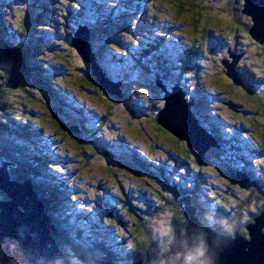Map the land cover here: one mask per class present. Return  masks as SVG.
Returning <instances> with one entry per match:
<instances>
[{"label": "trees", "instance_id": "trees-1", "mask_svg": "<svg viewBox=\"0 0 264 264\" xmlns=\"http://www.w3.org/2000/svg\"><path fill=\"white\" fill-rule=\"evenodd\" d=\"M34 1V4H30V0L23 1L24 5L21 7L19 6L18 12H23L25 18H20V22L14 24L15 27H18V33L24 39V43H15L13 41V35L10 34L6 28V18L5 21L1 18L2 12L0 9V50L5 44L11 47H20L25 53L27 61V69L21 84L14 89H9L5 86L0 88V160L4 158L14 166L10 168L12 180L18 182H23L25 180L31 181L34 191L43 202L45 211L50 216L52 224L56 228V232H53V236L60 248V252L67 259L68 264H94L95 260L110 262L111 264H134L140 261L144 262L146 260L147 250L152 242L159 244L162 252L167 253L170 250V243L174 238L176 229L185 233L189 224V220L184 216V203L181 200L185 196L191 197L192 205L197 209L196 216L203 225V227L198 228L192 235L193 245L188 256L189 262L198 263L200 257L207 250L206 229L219 231L225 235L233 236L238 233L242 237H248L246 226L254 222V219L264 211V166L261 165L264 161V121L258 122L255 118L246 120L247 124L243 123L244 125L246 124L245 127L249 130L251 135H253L252 133L257 134L259 140L256 144V148L246 143V141L240 137L234 135L228 137L221 123H218V120L225 122L222 117V112L229 109L226 104L227 102H232L239 106L241 105L240 102L233 99V93L236 92H242L249 99L259 103L260 111H251L249 114L256 116L262 115L264 117V97L261 98L259 96L260 93L256 92L250 84L252 82H249V80L247 82L244 81L242 69L237 67L239 77L238 84L230 78L231 80L227 89L220 77V72L226 74V68L223 62H230L231 53L237 54V51H241V54L238 53L242 55L241 60H249L248 48L255 46L257 49H262V47H264V44H258L250 35L253 23L251 18L244 13L245 0H185L186 4H188L189 8L192 10L193 15H187L186 12L190 11V9L186 10L184 7V0H166L170 3L176 2V20L187 18L191 24L193 21L198 22L200 18L206 17V25L200 38L203 42V46L199 47L197 41L194 39L193 44L185 51L179 52L177 56L170 55V57H166L162 54L161 47L164 45L162 41H165V38L162 37L152 39L151 42L145 43L144 47L139 46L137 49L138 53L136 54H133L129 47L125 49L123 47V40L127 41L130 39V41H128L130 47L135 44L138 41V35H144L143 29H146V26L149 25L146 23L147 21H144V23L141 22L143 25L141 26L139 22L140 19L137 20L138 18H136V20H134L133 18L136 12L141 10L142 14L145 13L144 15L148 16L149 12L153 11L151 8H155L159 0H120L126 2L127 5L126 10L121 13L117 12L116 6L107 7L106 4L100 3L98 0H54L56 4L53 5V7L49 5V1L51 0ZM129 4L133 6L130 7ZM33 6L38 8L36 12L38 20H36L39 21L40 24L42 23V19L45 18L51 20L59 19L58 28L53 29L51 26L45 25L39 26L37 29L33 28L34 30L32 31L35 35L33 38H29L28 26L30 25V21L25 11H30V8L32 9ZM9 15L11 16V14ZM10 16L8 20L12 18V16ZM11 20H13V18ZM73 24L76 27H72ZM80 25L89 28L91 34L90 47L95 54L97 63L110 80L121 84L120 89L122 91V96L119 97L108 93L92 75L90 64L84 60V63L88 65L89 69H85L84 66H82L79 70L78 67H75V70L82 72V78L78 79L82 83V86H85V88L90 85L96 86L120 101L124 100L126 93L132 88H134L133 90L136 92H138V90L143 91V89L147 92L150 91L153 95H157L159 100L151 103L150 113L146 117H148L147 119H149L148 121L151 125L159 129L161 127L158 125L157 119L158 113L164 107V93L156 85L157 80L163 82L164 85L171 90L174 86L182 87L185 93H188H186L187 98L193 100L195 103L192 110L199 120L201 127L206 129L222 154L223 152L231 154L230 156L239 164V166L237 168L235 166L234 169L228 165L230 159L225 160L227 165L224 168L223 175L232 184L249 191H254V195H256L257 198V204L254 210L250 211L246 216L241 211L233 216L230 214L226 205L224 207H217L219 211L225 213L226 217L229 216L231 219L226 220L227 227L221 224L215 226L214 222L205 216V212L207 211L206 204L210 202V197L204 196V198H202L200 192H198L190 182L175 179L172 170H169L168 166L155 165L153 161L143 157L137 150H132L133 152H131L129 156L127 155L130 164L145 174L141 177V172L139 173L136 171L137 169L128 166L124 167L123 170H126L135 177L148 179L146 183L151 187L150 196L152 197L149 204L146 205V210H144L141 205L139 206L136 200L131 199L127 200L125 205H121L122 207L120 210L115 207L112 208L114 211L116 210L118 214L120 213V215L123 214L130 218L127 222L129 225L126 226V230L129 237L133 238L132 243L128 244L127 241H123L121 245V251L123 252L118 253L111 245L107 244V235H104L106 237L105 239L101 238L91 243L84 241L79 231L75 233L74 225L68 223V215L66 217L63 216V213L66 212L65 208L68 210V200L64 197L63 188L56 182V178L48 173V162L45 160V157H41L38 155L37 151H33L29 146L13 138L1 136V129L2 127L4 128V126H9V120L12 119L13 123L19 126L17 129H21L24 135L30 136V132H32L30 125L17 121L18 119L14 114L15 108L13 104L10 103L8 95L20 89L25 90V92L30 95V88H28L27 85L29 84L28 77L32 76L39 81L38 84L46 93L52 105L58 107L60 111L65 114V117L75 125V129L78 130L81 135L94 136L90 125L85 120L80 121V118H78V115L81 116L82 114L81 111H77L73 116L71 110H74V108L67 101L68 97L60 91L62 90L60 81L55 82L48 78L42 80V73H40L39 69L43 67H40V65L35 62L39 60L38 57L40 55H38L37 50L33 55H31V51L29 54L27 51L28 47L26 46L30 41L31 43L33 42V44L47 42L49 48H54L55 50L52 55H55L58 60L63 61L64 65L68 67V65H70L69 60L72 58L73 53H77L72 45V37ZM150 25L152 28L154 27L152 23H150ZM213 28H215V30ZM192 29L193 31L191 34L195 36V34L199 32L196 24L192 26ZM144 33H146V31H144ZM213 34L214 40H212L213 42L210 44L211 48L207 49L205 44H207L209 37H212ZM47 35L52 37L55 35L53 43L50 40L46 41ZM204 48H206V50ZM254 51L255 55L252 56L260 57L263 53L260 50ZM126 52L132 53L133 60L136 61L135 64L138 68H143L145 71L152 73L155 80L147 81L142 79L140 80L141 82L134 83V86L131 87L130 85H128L129 87L124 85L126 81L114 80L106 71V67L108 64L119 63L120 65L124 63V60L119 55H125ZM32 58L36 59L32 61ZM252 61L254 62V60ZM201 62H204L207 66L209 65V69L212 67V70L210 69L211 72L207 73V71L205 72L204 70V75L201 74V67L205 66ZM123 68H119L122 72V74L119 75L120 79L122 80V78L125 77L126 79L128 78L127 80H132V78L135 77V68L134 71L131 70L132 72H128ZM200 74L202 76L207 75L206 81L200 82V84H202L201 86L193 87L189 90V83H186L185 86L187 89L184 88L183 84L186 78H188L187 82H189L193 77H199ZM3 76L4 73L0 71V86L3 84ZM260 77L256 78L253 84L254 82L264 84V77ZM193 80L195 79L193 78ZM206 86L212 87L217 94L222 96L225 95L224 101L216 104L215 108L217 112L214 114L212 113L214 119L209 117L206 112H202L204 106L207 105L206 103L209 102L212 96V92H210V94L207 93L206 90L208 87ZM129 102L132 106L130 112L132 115L136 116L140 113L139 111H142L143 99L133 103L132 99H130ZM27 104H23L22 108L24 107L26 109ZM25 109L24 112L26 111ZM49 111H51L50 114L52 119L48 124H51V126L55 128V133L57 135L71 140L76 146L81 148L84 144H86V146L89 145L85 142V139L76 134L75 129L66 124L61 117L56 114L54 109L49 108ZM234 112L243 113L245 115L247 111L241 106ZM179 141L183 142L182 140ZM183 144L182 153L187 159L184 161L180 159L178 161L179 163L185 164L188 167L195 168L196 166L198 170L208 165L209 159L207 155H205L204 159H200L197 153L185 142H183ZM230 145H232V147H230ZM87 147L91 148L94 153H98L100 158H102V156L104 157V152L108 151L102 150L104 151L102 153L95 150L96 148L93 145ZM238 151H247L249 153L248 156L259 155L261 159L257 160L255 164L252 165V163H248ZM110 152L112 153V151ZM256 166L259 169L258 172L254 171ZM238 173L244 175L245 180L238 179ZM122 197L123 196L120 198ZM7 199L8 197L6 194L0 191V201ZM124 199H127V196L124 195ZM240 205H243V203H240ZM53 210L60 213L58 218L55 217V212ZM64 210L65 212H63ZM144 211H148V215L143 216L142 213ZM71 214L73 215V213ZM163 215H165V217L169 216L168 218H170V220L168 222L167 234L162 237L158 228L161 221L160 218ZM111 222L116 223L112 219ZM228 225H231V229L229 230ZM160 237L163 238L162 241L157 239ZM164 261L165 260L160 256L159 262L164 263ZM58 264L65 263L63 260H60Z\"/></svg>", "mask_w": 264, "mask_h": 264}, {"label": "rangeland", "instance_id": "rangeland-1", "mask_svg": "<svg viewBox=\"0 0 264 264\" xmlns=\"http://www.w3.org/2000/svg\"><path fill=\"white\" fill-rule=\"evenodd\" d=\"M23 1L25 0H0L1 18L3 21H5L6 18V28L8 32L13 35V41L15 43L25 42L18 33V27L16 26V29L14 26V24H18L21 19L25 18L23 12H18L19 6L21 7L24 5ZM98 1L106 4L107 7L116 6V10L119 13L125 11L127 8L126 2L120 0ZM30 2V4H34L35 1L30 0ZM49 2L51 7L56 4L54 0ZM167 2L166 0H159L156 7L151 8L154 12H149L148 16H145V13L142 14L141 10L136 12L133 19H140L139 22L141 26H143L142 23H144V21H147L146 23L149 25L146 26V29H143L144 35H138V41L131 47L130 43H128L130 39L127 41L123 40L124 49L129 47L130 51L136 54L138 53L137 49L139 46L144 47L145 43L151 42L152 39H157L158 37L165 38V41H162L164 45L161 47V51L166 57H170V55H179V52L185 51L193 44L194 39L197 41L199 47L203 46V42L200 38L206 25V17L200 18L198 22L193 21L191 23L192 26L196 24L199 30V32L193 36L191 34L193 29L187 18L176 20V2ZM184 2V7L186 10H189V5L186 4L185 0ZM34 6L32 9L30 8V11H25L30 21V25L28 26L29 38H33L35 35L32 31L34 30L33 28L37 29L42 25L51 26L53 29L58 28L59 19L51 20L45 18L42 19V23L40 24V22L37 21L38 18L36 14L38 8ZM132 6L131 4L130 7ZM186 13L187 15H193L191 9ZM9 14H11L13 20H11L12 18L8 20ZM150 23L153 24V28ZM72 27L76 26L73 24ZM213 29L215 30V28ZM144 31H146V33H144ZM54 37L55 35L53 37L47 35L46 41L50 40L53 43ZM212 40H214V34L212 37H209L207 44H205L207 49L211 48L210 44H212ZM41 43L42 44H33V42L31 43L30 41L26 46L28 47L27 51L29 54L31 51V55H33L37 50L38 55H40L38 57L39 60L35 62L40 65V67H43L39 69L40 73H42V80L48 78L55 82L60 81L62 84V90L60 91L68 97L67 101L74 108V110H71L73 116L77 111H81L82 114L81 116L78 115V118H80V121L85 120L90 125L94 136L81 135L80 132L75 129V125L65 117V114L60 111L58 107L52 105L48 96L38 84L39 81L32 76L28 77L30 85H27V87L30 88V95L23 89L8 95L10 103L13 104L15 108L14 114L18 119L17 121L30 125V129L32 130L30 136L24 135L21 129H17L19 126L15 125L12 119L9 120V126L2 127L1 136L13 138L29 146L33 151H37L38 155L41 157H45V160L48 162V173L56 178V182L63 188L64 197L69 203L68 210L65 208L67 214L64 210L63 212L65 213H63V216L66 217L68 215V223L74 225L75 233L79 231L84 241L94 243L101 238L105 239L106 237L104 235H107V244L111 245L118 253L123 252L121 251L123 241H127L128 244L132 243L133 238L129 237L126 230V226L129 225L127 222L130 218L123 214L120 215L119 213V216H121V223L123 220V222H125V227L123 223L121 225L118 221L113 223L110 219V215L114 214V209L112 208L115 207L120 210L121 205H125L127 200H136L139 206L141 205V207L146 210V205L149 204L152 198L150 196L151 187L146 183L148 179L135 177L126 170H123L124 167L128 166L137 169L136 171L139 173L141 172L138 168L131 165L127 158V155L129 156V154L133 152L132 150H137L139 154L153 161L155 165L168 166L169 170H172L175 179L190 182L193 187L200 192L202 198H204V196L210 197V202L206 204L207 211L205 212V216L214 222L215 226L221 224L227 227L226 220L231 219L229 216L226 217L225 213L219 211L217 207H224L226 205L230 214L233 216L240 211L246 216V214L255 209L257 198L256 195H254V191H249L232 184L223 175L224 168L227 165L225 160L230 159L228 165H230L231 168L233 167L235 169V166L236 168L239 166L234 158L230 156L231 154H226L225 152L222 154L219 148L210 150L206 153L209 163L200 170H198L196 166L195 168L188 167L178 162L180 159H183V161L187 159L182 153L184 141L180 142L169 132L151 125L148 121L149 119H147L148 117H146L150 113L151 103L159 100L157 95H153L150 91L147 92L145 89L136 92L133 90L134 88H132L126 93L124 100L120 101L96 86L90 85L85 88L78 80L83 76L82 72L79 70L82 66H84L85 69H89V67L79 55L76 52V55L73 53L72 58H69L70 65L66 67L63 61L58 60L55 55H52L55 51L54 48L50 49L47 42ZM206 48L204 49L206 50ZM263 48L264 47H262V49H257L255 46L248 48L249 60L242 61L240 59L237 64V67L242 69L244 81L247 82L249 80V82H252L250 84L256 92L260 93L259 96L261 98L264 97V84L255 82L253 84V81L260 76V78L264 77ZM254 50H260L263 53L260 57L252 56L255 55ZM237 52L241 54V51ZM132 53L126 52L125 55H119L124 60V63L120 65L119 63L108 64L106 71L114 80L126 81L124 85H130V87L134 86V83L141 82L140 80L142 79L147 81L155 80L152 73L145 71L143 68H138L135 64L136 61L133 60ZM34 59L36 58H32L31 60L33 61ZM230 59V62L233 63L234 60H232V58ZM252 60H254V62ZM201 63L205 65L201 67V74L204 75V70L205 72L207 71V73L211 72L212 67H210V70L208 67L209 65L207 66L204 62ZM75 67H78L79 70H75ZM119 68H123L128 72H132L131 70L134 71L135 68V77L132 78V80H127L128 78L126 79L123 77L121 80L119 75H121L122 72ZM201 74L199 77H193L195 80L192 78L189 82H187L188 78H186L183 84L184 88L187 89L185 86L186 83H189V90L193 87L201 86L202 84H200V82H204L207 79V75L202 76ZM220 77L227 89L231 79L221 72ZM160 83L166 86L163 82L158 80L156 85L158 86ZM206 87H208L206 90L207 93L210 94V92H212V96L209 102L206 103L207 105L204 106L202 112H206L209 117L213 118L212 113L214 114L217 112L215 108L216 104L222 103L225 95L222 96L217 94L210 86ZM166 88L171 91L167 86ZM181 89L185 92L182 87ZM233 96L234 100L241 103L240 107L242 106L246 109V114L234 112L229 108L226 111L224 110L225 112H222V117L225 122L218 120V123H221L228 137L233 135L240 137L245 140L246 143L256 148L259 138L256 133H252L254 136L251 135L245 126L247 124L246 120L256 118L258 122L264 121L262 115L256 116L249 114L251 111H260L259 103L249 99L242 92L233 93ZM130 99H132V103L142 99L144 101L142 103V111H139L140 113L136 116L130 113L132 110V106L129 102ZM23 104H27L26 109L24 107L22 108ZM49 108L54 109L56 114L61 117L66 124L75 129L76 134L85 139L87 144L93 145L96 148L95 150L102 153L104 152L102 150H108L104 152L105 156L100 158L98 153H94L91 148L87 147L89 145L86 146V144H84V148H81L76 146L71 140L57 135L55 133V128H53L51 124H48L52 119ZM24 109L26 110L25 112ZM243 123L246 124L244 125ZM230 147H232V145H230ZM110 151H112V153ZM238 152L241 153L240 155L244 157L248 163H252V165H254L257 160L261 159L259 155L248 156L249 153L247 151ZM261 165L264 166V161ZM258 170L256 166L254 171L258 172ZM144 174L145 173L141 172V177H143ZM123 194L127 196V199H124ZM116 196L118 198L123 196L124 202H114L112 199L117 201L115 198ZM240 203H243V205H240ZM53 211L55 212V217L58 218L60 213L55 210ZM71 213H73V215ZM148 213V211H144L142 215L146 216ZM163 216L160 218L161 221L158 228L162 237L167 234L168 222L170 220L168 215V217H165V215ZM162 237L157 239L162 241ZM58 261L60 260H57V263Z\"/></svg>", "mask_w": 264, "mask_h": 264}, {"label": "water", "instance_id": "water-1", "mask_svg": "<svg viewBox=\"0 0 264 264\" xmlns=\"http://www.w3.org/2000/svg\"><path fill=\"white\" fill-rule=\"evenodd\" d=\"M244 13L253 23L250 35L258 44L263 45L264 0H245ZM90 39L89 28L80 25L72 37V45L80 58L90 64L92 75L103 88L108 93L121 97V84L111 81L100 69L90 47ZM230 57L234 60L233 63L223 62L226 75L238 84L236 67L242 55L231 53ZM26 69L27 61L22 49L5 44L0 50V71L4 73L0 88L18 87L23 82ZM158 87L164 93V107L158 113V125L184 141L200 159H204L211 149L218 148L194 115V101L187 98L181 87H174L171 91L161 83ZM226 104L233 111L240 107L232 102ZM11 167L14 166L6 159L0 160V191L8 197L7 200L0 201V264H58L57 260L68 264L53 236L56 228L31 181L12 180ZM237 178L245 180L240 173ZM181 200L184 203V216L189 220L185 233L176 229L167 253H163L159 245L152 242L147 250L146 260L134 264H204L208 257L213 258V264H264V211L246 226L248 237H242L238 233L233 236L225 235L206 229L207 250L198 263L189 262L192 235L203 225L196 216L197 209L192 205L191 197L185 196ZM160 256L165 260L164 263L159 262ZM94 264L111 263L95 260Z\"/></svg>", "mask_w": 264, "mask_h": 264}, {"label": "flooded vegetation", "instance_id": "flooded-vegetation-1", "mask_svg": "<svg viewBox=\"0 0 264 264\" xmlns=\"http://www.w3.org/2000/svg\"><path fill=\"white\" fill-rule=\"evenodd\" d=\"M224 124V123H223ZM246 132H247V130H246ZM116 199H117V201H115V199H112V197H111V199L114 201V202H117V203H121V202H124V199H122V198H118L117 196L115 197ZM123 200V201H122ZM116 211V210H115ZM114 211V214L113 215H110V217H111V219L113 220V221H118L119 222V224L121 225L122 223H123V226L125 227V222H123V220H122V223H121V217L119 216V214L118 213H116ZM119 216V217H118Z\"/></svg>", "mask_w": 264, "mask_h": 264}, {"label": "clouds", "instance_id": "clouds-1", "mask_svg": "<svg viewBox=\"0 0 264 264\" xmlns=\"http://www.w3.org/2000/svg\"><path fill=\"white\" fill-rule=\"evenodd\" d=\"M204 264H213V258L212 257H208L205 261Z\"/></svg>", "mask_w": 264, "mask_h": 264}, {"label": "snow or ice", "instance_id": "snow-or-ice-1", "mask_svg": "<svg viewBox=\"0 0 264 264\" xmlns=\"http://www.w3.org/2000/svg\"><path fill=\"white\" fill-rule=\"evenodd\" d=\"M228 228L231 229V225H228Z\"/></svg>", "mask_w": 264, "mask_h": 264}, {"label": "bare ground", "instance_id": "bare-ground-1", "mask_svg": "<svg viewBox=\"0 0 264 264\" xmlns=\"http://www.w3.org/2000/svg\"><path fill=\"white\" fill-rule=\"evenodd\" d=\"M112 81V80H111ZM122 207V206H121ZM80 237V236H79ZM98 259V258H97Z\"/></svg>", "mask_w": 264, "mask_h": 264}]
</instances>
